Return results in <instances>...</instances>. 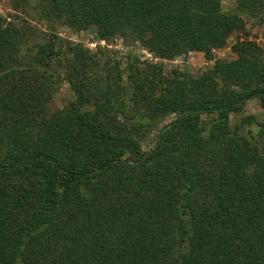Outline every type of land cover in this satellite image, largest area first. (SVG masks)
Instances as JSON below:
<instances>
[{"label":"trees","instance_id":"obj_1","mask_svg":"<svg viewBox=\"0 0 264 264\" xmlns=\"http://www.w3.org/2000/svg\"><path fill=\"white\" fill-rule=\"evenodd\" d=\"M35 8L166 59L212 60L245 19L264 25V0L230 11L221 0ZM24 35L0 20V264H264L262 48L237 42L234 60L194 77L132 54L121 69L52 32L34 46ZM62 82L73 101L49 111ZM251 100L262 114L239 118Z\"/></svg>","mask_w":264,"mask_h":264},{"label":"rangeland","instance_id":"obj_2","mask_svg":"<svg viewBox=\"0 0 264 264\" xmlns=\"http://www.w3.org/2000/svg\"><path fill=\"white\" fill-rule=\"evenodd\" d=\"M235 7L236 0H221L223 11H230ZM0 20L19 28L25 34L23 39L28 42V46H34L41 39H46L52 32L63 41L80 44L91 54H96L101 63L104 61L119 62L120 68L123 69L127 56L132 54L142 64L161 66L166 75L173 72H187L195 77L210 70L215 60H234L236 55L231 48L235 43L244 40L257 44L264 51V25H258L249 19L244 20V31L232 33L223 48L211 51L212 60H208L204 53L195 51L181 54L173 59L161 58L150 52L140 42L132 41L130 38L124 40L119 36L103 41L92 27L78 30L65 25L62 21L48 22L37 12L35 0H0ZM25 48L27 47L23 46V49ZM92 74L94 73H91V76ZM123 77L125 78L124 75ZM72 101L73 97L68 84L62 82L48 104L49 111L62 109ZM260 114H262V110L259 102L251 100L246 103L239 118L250 115L259 116ZM173 118L174 116L168 117L164 124H168ZM203 119L206 120L207 117L204 116ZM234 120L235 118L232 117V125ZM156 136L157 131H153L141 143V150L144 152L151 150L154 147Z\"/></svg>","mask_w":264,"mask_h":264}]
</instances>
